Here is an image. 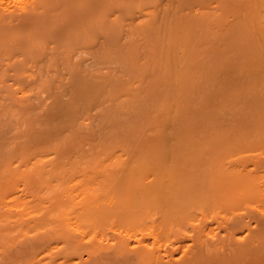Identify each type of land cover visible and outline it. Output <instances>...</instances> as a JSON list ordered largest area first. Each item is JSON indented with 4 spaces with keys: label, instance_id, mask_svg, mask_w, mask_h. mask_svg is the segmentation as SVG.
<instances>
[{
    "label": "bare ground",
    "instance_id": "obj_1",
    "mask_svg": "<svg viewBox=\"0 0 264 264\" xmlns=\"http://www.w3.org/2000/svg\"><path fill=\"white\" fill-rule=\"evenodd\" d=\"M0 264H264V0H0Z\"/></svg>",
    "mask_w": 264,
    "mask_h": 264
}]
</instances>
